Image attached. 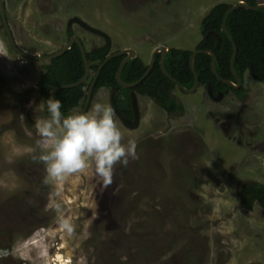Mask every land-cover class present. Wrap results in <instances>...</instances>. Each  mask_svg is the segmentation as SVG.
Segmentation results:
<instances>
[{
	"label": "rangeland",
	"instance_id": "374dc122",
	"mask_svg": "<svg viewBox=\"0 0 264 264\" xmlns=\"http://www.w3.org/2000/svg\"><path fill=\"white\" fill-rule=\"evenodd\" d=\"M43 1H8L14 37L31 53H51L63 43L44 34L43 26L49 19L64 24L69 15L86 14L85 8L89 7V0H82L83 6L78 2V10L76 5L75 9L69 5L73 0H51L48 12H55L47 15L39 7ZM238 1L145 0L146 4L134 11L128 1L117 5L120 0H95L98 21L94 26L106 32L108 28L111 32L116 30L125 43L136 37L140 43L161 42L169 47L192 49L201 38V20L210 8L221 2ZM80 35L86 38L89 49L102 44L100 37L91 42L88 33ZM119 43L112 49L123 45ZM46 62L22 61L10 49L6 37L1 36L0 247L7 249L8 264H264L262 210L256 207L250 217H240L246 215L238 207L235 189L220 180L221 174L212 171L216 179L220 178L219 184L205 176L210 182L200 187L203 202L198 204L203 211L199 208V213L193 214V208L172 205L169 196L176 165L171 156L175 149L169 142L174 128L164 124L158 127L157 120L147 112L142 114L137 130H126L117 122L125 142L136 140L138 159L130 160L127 167L115 165L111 183L106 184L90 164L58 183L44 184V167L33 160L36 153L31 149L39 138L36 121L48 116L36 86ZM246 73L250 77L249 71ZM252 80L255 85L249 81L248 86L257 97L262 95L259 104L263 106L264 82ZM98 94L107 103V91L100 90L92 104ZM162 116L159 122L165 119ZM155 131L161 137V147L155 155L152 151L149 166L143 162L140 138ZM210 146V150H215V154L209 152L210 158L220 165L246 151L244 144L237 145L219 134L211 139ZM155 157L159 164L153 161ZM252 158L247 161L258 160L263 167L260 151ZM193 161L196 164L197 160ZM259 170L256 177L263 181L264 173ZM57 203L73 225L71 233L58 223L53 207ZM207 205H211L210 213H204ZM174 208L176 214L171 212ZM258 226L263 228L260 234L254 233ZM0 264H5L2 258Z\"/></svg>",
	"mask_w": 264,
	"mask_h": 264
},
{
	"label": "flooded vegetation",
	"instance_id": "af4514ba",
	"mask_svg": "<svg viewBox=\"0 0 264 264\" xmlns=\"http://www.w3.org/2000/svg\"><path fill=\"white\" fill-rule=\"evenodd\" d=\"M125 1L132 3V9L134 11L139 10V7L141 8L146 4L145 0L144 2L141 0H120L117 5H121ZM49 2H51V0H44L43 3L39 5L41 12H47V15L54 14L55 12L54 10L48 12ZM78 2L80 6H83L82 0H73V2L70 1L69 5H71L74 9L77 7L76 10H78ZM3 4L9 26L12 32H14V24L10 19H8V1L3 0ZM52 4L53 7L56 6L55 3ZM87 4L89 7L85 8V10H87L85 11L86 14L79 15L72 13L66 18L64 24H59L57 19L51 18L46 23V25L43 26L44 34H47L48 39H53L52 41L56 42L63 41L60 47H58L56 50L67 43L72 36H75L79 38L86 52L103 45L107 51L105 56L124 50L125 52L117 55L121 56L120 61L124 57L129 58L127 62L138 61L139 65L136 66V71L141 70L140 75L132 81H124L121 78L125 83L135 82L144 73L147 72V74L140 82L131 87L118 85L117 83V86L99 87L95 89L94 85L86 110L91 108L92 101L95 99L96 93L100 90L107 91V103L111 106L110 99L112 91L114 90L115 105L119 113L125 118L126 123H123L115 111H113L115 113L117 122L124 129L130 131L137 130L142 124V114L146 112L153 119L157 120L156 125L158 127L161 124H164L167 126L166 128H174L173 135L171 134L172 136L170 137L171 139L169 142L175 149V152H171V156L172 164L176 165L175 173L173 174L172 178L174 185H171L174 188L172 187L170 190L171 194L169 196L171 198L170 202L172 205L182 204L184 207L187 206L189 210L193 208L194 210L191 211L193 214L199 213V208L201 211H203L202 206L198 207V204L203 202L201 193L199 191L200 187L204 184H209L210 182L205 179V176H210L215 184H219L218 179L220 178L216 179L217 177L214 176L215 172H217L218 174L222 175L220 180H224L227 183L226 185L233 186L235 189L234 194L236 195L238 201V207L243 210V212H245L244 214L246 215L240 217H250V214L255 211L256 207H260L264 216L263 204L259 202L255 195L248 196V194L244 192L245 189L246 192L247 190H251V192L253 191V193H255L259 192L257 187H264V180L262 181L260 180L261 178L256 177L258 169L264 173V165L262 167L258 160H253L252 162L247 161L249 160L250 156L251 160L253 159L252 155L255 154L257 150L260 151L264 156V105L262 106V103L259 104L261 101L259 97L261 96L262 98V95L257 97L255 93H252V88L248 86L249 81L254 84L252 80V78L254 79L252 67L249 65V69L246 70L249 71L250 77L246 75V71L242 76H239L235 70L236 75L240 79V83L238 84L234 75L231 73L230 62L229 71L231 77L220 76L216 69L217 60L215 55V69L217 73L215 75L211 70V56L208 54L210 56V71L218 81H216L214 84H211V81L202 83L195 68L194 59V69L197 76V83L195 85V74L190 66V57L196 50L213 51L212 49L203 47L201 48L199 46L201 43L203 45H207L209 43V34H213L215 36L216 39L214 47H218L221 40L218 33L207 31L205 34H202L200 30L201 38L192 49L169 47L166 43L161 42H155L152 44L140 43V40L136 39V37L132 39L131 42L125 43L122 41V37L118 36V32L116 30L112 29L111 32L108 28V32H106L94 26V23H97L98 21L97 14L94 13L96 10L95 0H89V3ZM113 5H115V3ZM75 17L105 33L109 39L108 46L103 36L88 31L74 20L69 22L70 19ZM50 24H52V26ZM31 31L33 32V29ZM81 32L88 33V39H90L91 42H93L96 37H100L102 44L96 45L89 49L86 45V38L84 39L80 35ZM2 35L6 37L0 20V41ZM217 36L220 38L219 41H217ZM119 42H122L121 44L123 45L116 49H112L115 43L118 45L120 44ZM16 45L19 47V49L30 55H47L52 53H31L25 51L23 46L20 47L17 43ZM174 49L189 52L187 57V68L178 67L176 62L172 59V53ZM198 54L200 53H197L196 55ZM97 68L94 72L90 70L89 76L84 82L87 84L86 87H84L85 96L90 81L97 72ZM151 72H154L152 73L153 75L151 80H149L147 84L139 86L150 76ZM164 72L168 73L172 78L177 80L186 90L189 91H185L179 87ZM183 72H185V74ZM219 78L229 80L232 85L222 82ZM168 82H171L172 84L170 85ZM123 89H126V93L123 92ZM261 89L263 90L262 87ZM261 93L264 94V91H261ZM195 94H198V96ZM84 101L85 97L82 106L76 109H82ZM149 104L150 107H148ZM168 105L170 108L169 110L166 109ZM153 111H156L155 115L153 114ZM162 115H164L165 119L163 122H159L158 120H161V117H163ZM156 132L157 131L152 133L147 132L140 138V141H142L141 145L144 146L143 162L147 165H149V162L152 161L153 156L151 154L154 152L155 155L156 151L161 147V137L156 136ZM217 134H219L223 139H228L230 142L237 145L241 146L244 144L246 146V151L241 155L237 154L232 161H229V163L220 165L217 160L210 158L209 154V152L215 154V150H210L209 148L211 147V139H216ZM144 138H149L151 141L147 143L143 140ZM258 143H260L259 146ZM194 159L197 160L196 164L193 161ZM153 161L156 164H159L158 157L153 158ZM210 163H212V165ZM243 198L244 201L242 200ZM211 211V205H207L204 209V213H210ZM171 212L172 214H176L175 208L173 211L171 210ZM257 228L259 229H254V233L263 232L262 227L258 226ZM248 240H250V238ZM2 259L5 264H8V255L3 256Z\"/></svg>",
	"mask_w": 264,
	"mask_h": 264
},
{
	"label": "trees",
	"instance_id": "16d2710c",
	"mask_svg": "<svg viewBox=\"0 0 264 264\" xmlns=\"http://www.w3.org/2000/svg\"><path fill=\"white\" fill-rule=\"evenodd\" d=\"M249 5L257 3L256 0H245ZM230 3L221 2L210 8L208 13L202 18L200 30L202 34L207 31L218 33L221 40L218 47H214L215 36L209 34V43L199 45L201 48H209L215 52L217 71L220 76L231 77L229 71V62L232 55V44L227 37L221 32V20L225 11L230 7ZM226 29L237 47V54L234 63V68L239 76L252 67V74L255 80L264 82V8L257 10H247L239 7L233 10L226 19ZM107 53L105 47L98 46L86 52L90 70L94 72L100 62L104 59ZM189 52H184L174 49L172 59L178 67L187 68V57ZM174 57V58H173ZM121 56L113 57L108 60L98 73L95 89L99 87L117 86L115 72L118 68ZM210 56L205 53L196 55L195 68L199 74V79L202 83L211 81L214 84L218 81L211 73L209 68ZM138 61H129L124 65L121 72V78L124 81L135 80L141 73V70L136 71ZM85 68L81 58L80 50L76 44H73L61 56L48 61L43 65V72L37 80L39 95L43 99V111L47 113L45 100L49 98L51 88L60 84L76 82L84 74ZM144 80L142 84H147L152 77ZM185 74V72H183ZM170 85L171 82H168ZM86 83L79 86L58 89L54 96L61 101V111L64 115H68L72 110L82 106ZM138 86V87H139ZM121 88V87H120ZM126 93V89H123ZM259 192L253 193L251 190L244 189V192L250 195H255L264 208V187H257ZM244 201V198L242 199Z\"/></svg>",
	"mask_w": 264,
	"mask_h": 264
},
{
	"label": "clouds",
	"instance_id": "9594fccd",
	"mask_svg": "<svg viewBox=\"0 0 264 264\" xmlns=\"http://www.w3.org/2000/svg\"><path fill=\"white\" fill-rule=\"evenodd\" d=\"M44 102L48 116L36 121L39 138L31 149L36 153L33 160L44 167V184L58 183L90 164L106 184L111 183L115 165L127 167L130 160L138 159L136 140L125 142L113 108L99 94L89 110L74 109L68 115L62 113L61 101L55 96ZM53 207L61 228L71 233L73 225L63 216L61 205ZM6 252L0 247V258Z\"/></svg>",
	"mask_w": 264,
	"mask_h": 264
},
{
	"label": "water",
	"instance_id": "95a60500",
	"mask_svg": "<svg viewBox=\"0 0 264 264\" xmlns=\"http://www.w3.org/2000/svg\"><path fill=\"white\" fill-rule=\"evenodd\" d=\"M239 7H243L245 9H247V10H257V9H260V8H264V2H257L254 5H249L245 0H239L237 3L231 4L230 7L225 11V13L222 16L221 32L227 37V39L232 44V55H231V59H230V70H231V73L234 75L235 79L237 80L238 84L240 83V79L236 75L235 68H234V63H235L236 54H237V47H236V44L233 41L232 37L230 36V34L228 33V31L226 29V19H227L228 15L233 10H235V9H237ZM0 20H1V24H2L3 30L5 32V35L7 37L8 44H9L10 48L17 54L18 58L21 59L22 61H50V60H52L54 58H57V57L61 56L64 52H66L73 45V43H75L78 46V48L80 50L81 58H82V61H83V64H84V68H85L83 76L79 80H77L76 82L67 83V84H60L58 86H55V87L51 88L50 91H49V97L54 96V93L58 89L79 86L80 84L84 83L87 80V78L89 76L90 68H89V63H88V59H87V56H86V50H85L83 44L81 43V41L79 40V38H77L75 36H72L68 40L67 43H65L61 48H59L58 50L52 52L51 54H47V55H30V54L25 53L21 49H19V47L15 43V40H14V37H13V32H12L10 26H9L7 17L5 15L3 0H0ZM73 20L76 21L77 23H79L83 28L87 29L88 31H90V32H92L94 34L103 36L105 38L106 44L108 46L109 39H108V37H107V35L105 33H103L102 31L98 30L97 28H94V27L88 25L87 23H85L84 21H82V20H80L79 18H76V17L70 19L69 22H71ZM219 39H220L219 36H217V41H219ZM123 52H125V51L122 50V51H119V52L114 53V54H108L100 62V64L98 65V68H97V72L94 75V77L92 78V80L90 81V84H89V86H88V88L86 90L85 101H84V104H83V107H82L81 110H86L87 107H88V104H89V101H90V97H91V93H92V89H93V87H94V85L96 83V78H97V75H98L99 71L101 70V68L104 66V64L109 59H111L114 56L120 55ZM197 53H207V54H209L211 56L210 67H211L212 72L215 75L217 74L216 73V69H215V54H214V52L211 51V50H196L190 57V66H191V69L193 70V72L195 74V85L197 83V76H196V72H195V69H194V59H195V55ZM128 59H129L128 57L122 58V60L119 63V66L117 68V71H116V74H115V78H116V81H117L118 85L131 87V86L136 85L138 82H140L145 77L147 72L144 73L135 82L125 83L124 81H122V79L120 77V74H121V71H122V69H123V67H124V65H125V63L127 62ZM164 73L174 83H176L179 87H181L183 90L189 91V90H186L177 80L172 78L168 73H166V72H164ZM219 79L222 82H224V83H228V84L232 85V83L229 80H227V79H222V78H219ZM114 93H115V91L113 90L112 91V95H111V99H110L111 100V106H112L113 110L115 111V113L117 114V116L121 119V121L123 123H126L125 118L119 113V111H118V109H117V107L115 105ZM166 109L167 110L170 109L169 105L166 107Z\"/></svg>",
	"mask_w": 264,
	"mask_h": 264
},
{
	"label": "crops",
	"instance_id": "0c3cea01",
	"mask_svg": "<svg viewBox=\"0 0 264 264\" xmlns=\"http://www.w3.org/2000/svg\"><path fill=\"white\" fill-rule=\"evenodd\" d=\"M7 1H9V0H7ZM15 40H16V43L18 44V45H20V42H19V40H17L16 38H15ZM21 46V45H20ZM6 74V73H5Z\"/></svg>",
	"mask_w": 264,
	"mask_h": 264
},
{
	"label": "built area",
	"instance_id": "2783aa9c",
	"mask_svg": "<svg viewBox=\"0 0 264 264\" xmlns=\"http://www.w3.org/2000/svg\"><path fill=\"white\" fill-rule=\"evenodd\" d=\"M57 264H59V263H57ZM61 264H63V262Z\"/></svg>",
	"mask_w": 264,
	"mask_h": 264
},
{
	"label": "bare ground",
	"instance_id": "6f19581e",
	"mask_svg": "<svg viewBox=\"0 0 264 264\" xmlns=\"http://www.w3.org/2000/svg\"><path fill=\"white\" fill-rule=\"evenodd\" d=\"M59 256V255H58Z\"/></svg>",
	"mask_w": 264,
	"mask_h": 264
}]
</instances>
